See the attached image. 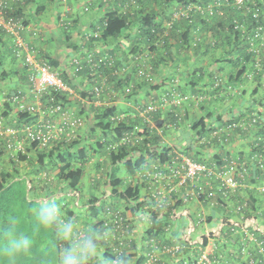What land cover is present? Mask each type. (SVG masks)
<instances>
[{
	"label": "trees",
	"instance_id": "trees-1",
	"mask_svg": "<svg viewBox=\"0 0 264 264\" xmlns=\"http://www.w3.org/2000/svg\"><path fill=\"white\" fill-rule=\"evenodd\" d=\"M46 1L56 2L60 6L61 3L66 4L62 2L63 0ZM116 1H119L120 5L117 9L111 10L105 15L101 23V35L95 38V41L119 39L128 29L135 28L133 31L136 37V45H134L133 49L128 53L129 65H121L119 68V63L114 57L97 55L91 51L88 56L84 55L86 57L83 56L84 58L80 57L77 59L79 62L81 61L79 66L74 63L75 72L77 74H88L93 78V76H100L103 73L108 76V80L111 83H115L114 85L117 90L120 88L126 95H131L134 91L132 90L131 93L127 94V87L132 85L133 89L136 88L135 83L132 82L133 79H135V82H138V84L136 83L137 85L148 86L151 92L159 93L158 101L162 95L167 93L169 94L170 101L173 98L172 95H177L179 99H182L180 105L174 106L171 101L166 109H162L154 114L152 119L156 125L159 123H172L171 125L174 127H180L183 121L187 119V109L189 107L202 106L205 113L209 110V107L207 108V106L210 105L208 98L213 99V101L217 104L219 103L222 107L228 104V108L226 109L227 111L223 113L218 110H216V112L209 110L210 112H207L204 118L198 121V123L195 122L192 128V130L197 133L196 137L204 141L194 147L200 148L203 152L205 149L214 147V150H217V152H222H218L211 160L204 158L201 152L199 154H193L194 151L192 148L188 147H184L180 152L178 148H169L166 146L164 148L162 147V153L158 154L156 152L161 149V147H159L161 137L158 133L153 131V126L151 124L146 123L140 126L139 122H112L110 121V117L116 115L117 112L114 109L103 111L102 113L106 114V116L97 124V131L110 134L112 138L107 139L106 136L104 138H99L95 143L96 148L94 147L95 145H93L92 149L95 151L94 154L108 157L107 160L111 170L108 176L112 187L111 193L119 201L125 202L128 206L126 207V211H130L134 216L137 215L139 211L144 212L145 206L149 208L153 207V200L142 201L141 192L138 187H134L131 184L124 187L123 180L118 177L123 166L132 176L135 175V172L142 169L144 160L140 157L139 161L134 160V155H140L139 153L146 152L149 157L156 154L164 158L162 161L166 163L173 158L175 151H179L188 156L193 162L205 164L213 168L224 166L226 164L225 159L231 160L239 158L247 162L250 159L248 165L249 172L244 180L246 182L244 187L239 189L237 193L229 195L226 200L225 208L221 205H216L211 209L216 210V212L220 210L224 211V215L227 214L229 220L233 218V215L236 219H239L242 215L234 211V203L246 202L247 207L243 210V215L246 218L249 216L255 217L258 219L259 226L264 227V194H262L259 189L260 184L264 182V168L259 166L258 162H255V160H253L255 164L251 163L254 155L264 154V127L261 126V118L264 117V0H139L140 7L137 10L134 8L132 0ZM148 3L152 5H148ZM188 6H194L196 9L200 8V10L192 11L189 20L181 18L172 26H167L173 17L174 10ZM171 7H174V9L166 24L157 25L155 17L159 14V10L167 11ZM14 8L18 16L25 18L22 2L20 3V1L16 0ZM45 9L46 7L43 5L38 8L40 11H45ZM201 20H203V53L205 52L206 55H208V53L220 55V57L218 55L217 58L214 57L216 63L225 61L227 64L234 67V71L225 77L220 72L211 73L206 77L203 74V82L206 83L203 91L196 89V86L192 87L196 81H191L190 83H192V85L190 88L192 92L186 93V91L181 88V81L179 78H172L170 80H164L162 78L159 80L157 76L161 74L160 67L164 64L165 60L178 61L182 49L189 51L192 45L199 46L200 40L194 39V41H187L186 39L191 35V28L198 26V22ZM58 21L66 25V29H71L70 25L72 24L70 21L66 20V23L65 21ZM25 24L28 25L27 21H25ZM0 34L3 36L4 42L7 43L6 50H8V54H10V59L22 63V68L28 78V68L25 66L22 60L23 58H18L13 52L12 39L3 32ZM32 35L36 36L37 34L36 32H32ZM177 35L178 38H176ZM204 35L208 36L206 39H209V42L206 41ZM24 38L35 54H37V57L47 62L56 71L58 66L56 60L43 54L42 51L35 47L27 38L26 34ZM174 43H178L179 45L175 47L173 51L170 49ZM6 56V52H0V65L3 64ZM89 56L93 57V63L91 64H88ZM106 57L114 60V65L112 67L101 66V69L93 68L94 64H97L99 59ZM4 71L5 72H2L0 75L1 81H6L8 79V73L6 70ZM60 78L66 83V79L62 77V75H60ZM248 82L255 84V87H253L255 89L250 98L247 97L246 89H244ZM16 96L22 98L19 95H13L10 99L12 100V98ZM9 97L5 96L6 99H9ZM49 100V96L43 98L45 104H48ZM240 102H244L245 104L243 109L239 106ZM150 103H157L156 98L142 107H146ZM6 105L9 109V101L6 102ZM24 106L25 108L30 107ZM18 116L21 121H24V125L32 124L39 119L38 114L32 115L27 110L20 111ZM55 117L56 116L52 119ZM229 125L234 126V131L230 136L229 142L223 145L219 143L218 138H215L213 135L216 132L225 131ZM20 127L21 125L17 128ZM136 128H140L142 131L141 134L144 136L143 140L138 143L136 141V136L139 134ZM126 136H130L132 140L129 143L122 144L121 142ZM218 136H221V133H219ZM73 141L74 139L68 140L63 138V140H56L49 147H40L38 142H27L30 148L25 144V152L19 151L14 153H11L4 144H0V157L10 155L8 158L9 164L15 166L13 171L8 170V168L2 169V161L0 162V194L7 189V184L11 181L14 174L18 175L20 173L18 169L19 163L28 161L29 153L35 152L36 162H31V159L29 162L32 163L34 167L38 168V166H40L42 169L46 167V161H52L49 165L51 166L52 172L55 173L56 178L53 180V183L51 182L48 185H43L40 191L49 193L48 196L58 197L60 199L65 195L73 199L80 197V201L82 197V185L86 177L85 167L91 161V157L89 156L88 148H82L80 142ZM244 143L247 144L248 151L242 149V144ZM230 152H233V155ZM199 183L200 185L202 184L201 181ZM204 183L205 181L203 180V187L205 186ZM213 183L218 185L216 181H213ZM201 186L198 185V188ZM181 189L186 188H179L177 192L175 191L173 196H171V198H173L172 202L167 200V205L162 208L158 209L156 205H154L156 209L153 211L151 210L149 221H142V223H144L142 224L144 226L142 234L143 238H146L145 241L143 240L144 242H149L151 239H154L157 242L181 244L184 246L178 231L172 224L174 220L173 211L177 209V207L188 203L175 195L176 193L178 194ZM149 197L151 196L149 195ZM218 197L215 198V200H219ZM175 199H177V202L174 204ZM98 201L99 199L96 196L90 197L88 201H83L84 204L82 203L80 205L78 201H76V203L68 201L61 206V209L66 217H76L77 219L79 218L78 215H81L83 212L82 215L85 216V220L82 222L91 224L101 229L103 232L106 231L104 226L106 217L101 218L102 212L97 206ZM196 216V214H191L190 210V216L186 219H189L192 223H196ZM213 219L211 214L207 217L206 224H203V234H206L209 227L217 226L212 224ZM206 226L208 227L206 228ZM167 228L170 229L169 233H171V235L167 234ZM257 236L256 239L258 242L264 241V237L259 232H257ZM203 237L205 242H203L202 246L196 244L194 252H192V248L186 244L188 248L185 246L186 250L184 249L181 254L165 256L164 259L166 263L183 264L188 261V264H198V253L200 251L204 252L205 249L209 247L213 253L210 255V263L206 264H248L242 258H234V254L241 249L243 243H248L243 233L239 232L238 235L235 234L231 228H227L221 232V236L215 237L216 244L211 243L205 235H203ZM137 242L138 240L135 238L134 241L131 242V247L135 248ZM101 247L104 249V259H110L114 256L112 245L108 240L102 241ZM232 247V250H228V248ZM237 247H239L238 250ZM167 257L170 258L169 261L166 260ZM261 259H264V257ZM142 261L143 259L141 256L138 260V264H141ZM170 261L175 263H169ZM129 264H131L130 257Z\"/></svg>",
	"mask_w": 264,
	"mask_h": 264
},
{
	"label": "crops",
	"instance_id": "crops-1",
	"mask_svg": "<svg viewBox=\"0 0 264 264\" xmlns=\"http://www.w3.org/2000/svg\"><path fill=\"white\" fill-rule=\"evenodd\" d=\"M19 1L20 3H23L25 20L32 30L31 32L26 33L27 38L35 45V47L41 50L43 54L56 60L58 65L56 71L66 79V84L72 90L71 94H59L58 100L63 105L64 111L68 114L69 118H80L83 122V125L77 129L76 138H74V141L81 143L80 146L82 148H88L89 156L91 157V161L85 167L86 177L83 181V188L96 192V195L93 196H96L99 199L97 206L102 212L101 218L106 217L105 219L107 220L109 219L107 213L108 209H123L127 207V204L123 201H119L111 193L112 187L108 177L111 170L110 164L107 160L108 157L94 154L95 151L92 149V146L95 145L99 138H104L105 136L107 139L112 138V135L110 134H104L101 131H97V124H99L100 121L103 120L102 118L106 116V114L102 113L103 111L114 109L117 112L116 115H124V121L134 123L139 122L140 126L144 125L146 123L139 117V108L155 98L158 100L159 93L151 92L148 86L137 85L138 82H135V79H133L132 82L135 83L136 88L133 89L134 91L131 95H126L120 88L117 90L114 85L115 83H111L108 80V76L103 73L100 76L95 75L96 77L93 76V78L88 74H77L75 72L74 62L84 55L88 56L90 54L89 52L93 51L97 55L114 57L119 63V68L121 65H129L128 53L133 49L134 45H136V37L133 31L135 28L128 29L119 39L95 41L93 36L86 38L87 35L91 36V34L95 32L100 33L101 23L104 20L105 15L109 11L117 9L120 5L119 1L116 0H63L62 2L66 4L61 3V6L56 2H47L46 0ZM149 4L150 3H148V5ZM42 5L46 7L45 11L38 10ZM151 5L152 4H150V6ZM174 7L169 8L167 11L159 10V14L155 17L156 24L165 25ZM58 20L65 21V23L67 22L66 20L70 21L72 24L70 25L71 29H66V25H63ZM32 32H36L37 35L33 36ZM176 38H178V35ZM204 38L206 39L208 36L204 35ZM194 39L198 41L200 40L199 46L192 45L189 51L182 49L178 61L165 60L164 64L160 67L161 72H159L161 74L157 76L159 77V80L162 78L164 80L179 78L181 81V88L185 90L186 93L192 92L190 88L192 85V83H190L191 81H196L192 87L196 86V89L203 91V88L206 85V83L203 82V74L206 77L211 73L220 72L225 77L234 71V67L227 64L225 61L222 63H216L215 58L218 56L220 57V55L214 53H208V55H206L205 52L203 53V20L198 22V26L191 28V35L186 40L194 41ZM206 41L209 42L210 40L206 39ZM178 45V43H174L170 50L174 51L175 47H178ZM6 46L7 43L4 42L3 36L0 34V52L4 51L7 55L3 64L0 65V75L2 72H5L4 70L8 73V79L6 81L0 80V111H2L0 112V117L4 119L8 126L18 127L19 125H24V121L19 119V105L11 103V96H21L23 104L26 106L36 105L37 100L35 95L31 92V85L24 73L22 63L10 59V54H8ZM95 85H104L105 87V93L99 98L95 97L93 94V88ZM253 87H255V84L252 82H248L244 87L248 98L251 97L252 92L255 89ZM5 96L10 97L9 99H6ZM7 101H9L10 104L9 109L6 105ZM208 101L210 102V105L207 106V108L209 107V110L215 112L218 110L221 113L227 111L228 104L223 105L222 107L219 103L217 104L213 101V99L208 98ZM43 103L45 102L43 101ZM239 106L243 109V107H245L244 102H240ZM45 107L46 105L44 104V110H47ZM209 110H207L206 113H209ZM187 111V119L184 120L178 128L171 125L172 123L151 124L153 126V131L158 133L161 137L159 145L161 149L156 153L161 154L162 147L164 148L166 146L169 148H178L180 151H182L181 149H184V147H188L192 148L194 151L193 154H199L201 152V155L207 160L213 159L214 156L221 151L217 152L213 147L205 149L203 152L200 148L194 147L199 145L200 142L203 143L200 138L196 137L197 133L194 132L192 128L195 122L198 123V121L204 118L206 114L204 112L205 110L203 111L202 106H193L189 107ZM50 119L51 121L60 120L58 116L54 119L49 116L45 118L46 121ZM57 126H59V124H57ZM63 138H65L64 135L58 140H63ZM25 144L26 146H29L28 143ZM94 147L96 148V145ZM28 148H30V146ZM139 154L140 155H134V160L139 161L140 158L144 160L142 169L135 172V175L132 176L123 166L118 177L123 180L124 187H127L130 184L134 187H138L141 192V199L144 200L148 198L150 187V182L145 174L148 172H155L156 168L163 170L164 163L162 160H164V158L159 157L156 154L149 157L146 152ZM8 158L9 156H7V159ZM1 161L2 159H0V162ZM189 187L179 191L177 194L179 199L184 200L185 194L191 189ZM90 197L92 196H89L87 201ZM105 201L107 202L105 203ZM176 202L177 199H175L174 204ZM206 208V213L209 215L211 214L214 218L212 224L217 225L211 228L217 229L218 224L221 222V216H224V211L220 210L219 212H216V210H210L209 207ZM186 209H190L191 214H196V212H200V210L203 209V205H200L194 199L185 205L177 207V209L173 211L176 219L172 221V224L178 232L186 230L190 224L189 220L186 219L184 215ZM143 227L142 224H136L135 229L138 231V242L133 249L135 251L133 255L137 254L138 257L142 256V259H144L143 252L146 251L145 245L141 243L146 240V238H143L142 234ZM211 228L209 227V230ZM106 231H109L110 233L107 240L113 245L116 234L114 230L111 229H107ZM201 233H203V231ZM197 236H195V238ZM228 249L231 250L233 247ZM135 259V257H130V262L136 264L134 261ZM166 260L169 261L170 258L167 257ZM169 263L175 262L170 261Z\"/></svg>",
	"mask_w": 264,
	"mask_h": 264
},
{
	"label": "built area",
	"instance_id": "built-area-1",
	"mask_svg": "<svg viewBox=\"0 0 264 264\" xmlns=\"http://www.w3.org/2000/svg\"><path fill=\"white\" fill-rule=\"evenodd\" d=\"M15 2L16 0H0V33L3 32L12 39L14 54L18 58H23L22 60L28 68V80L31 85V92L35 95L37 104L25 108L22 98L18 96L12 98L13 101H11L19 105L20 111L27 110L32 115L38 114L39 119L32 124H25L17 128L8 126L4 119L0 117V144H4L11 153L19 151L24 152V144L27 142H38L40 147H49L62 137V135L68 140L74 139L77 129L83 125L80 118H69L68 114L64 111L63 105L58 100V95L71 94L72 90L60 78L57 71L47 62L37 57V54H35L29 46V43L25 40L24 35L32 30L29 25L25 24V18L17 15L14 8ZM132 4L136 10L139 9V0H132ZM195 10H200V8L196 9L194 6H188L174 10L173 17L167 26H172L181 18L189 20L191 18L190 13ZM92 36L97 38L100 36V33L95 32L91 34V36L87 35L88 38ZM92 59L93 57L89 56L88 64L93 63ZM80 62L79 60H75L74 63L79 66ZM113 65L114 60L106 57L99 59L97 64H94L93 68L101 69V66L112 67ZM132 90V85L127 87V94L131 93ZM104 93V85L94 86L93 94L95 97L99 98ZM44 96L50 97L48 104L43 103L42 98ZM172 96V104H174V106L180 105L182 99H179L177 95ZM171 101L168 93L162 95L159 101L157 100V103H150L146 107L139 108V117L142 118L145 123L154 124L155 122L152 119L153 115L162 109H166ZM44 104L47 110H44ZM47 116L51 118L58 116L60 120L51 121L50 119L46 121L45 118ZM124 119V115H113L110 117V121L112 122L124 121ZM261 120V126L264 127V117H262ZM57 124H59V126H57ZM136 131H138L139 134L136 136V141L138 143L143 140L144 136L141 134L142 131L140 128H136ZM233 131L234 126L229 125L225 131L216 132L213 136L218 138V142L224 145L229 142ZM219 133H221V136H218ZM131 140L132 138L130 136H126L121 143L126 144L131 142ZM242 145V149L245 151L249 150L247 144L244 143ZM180 152H174L173 158H171L169 162L164 163L163 170L156 168L155 172H148L145 174L150 182V187L148 199L144 200H153L154 203L152 208L145 206L144 212L139 211L135 216L131 214L130 211H126V207L117 210H107L109 219L105 221L104 226L106 230H114L116 234L114 238L115 242L112 245V252L114 254L117 252H124L129 257H135L136 259L134 261L138 264L140 257H138L137 254L133 255L135 251L133 250L134 248L131 247V242L137 238V230L135 229L136 224H144L142 221H149L151 210L153 211L156 208L160 209L167 205V200L172 202L173 198H171V196H173L175 191L177 192L179 188H188L190 186L191 189L185 194L184 201L189 202L195 199L197 203L203 205V209L200 210V212H196V223L189 221L190 224L186 230L178 232L184 246L181 244L157 242L154 239H151L149 242H142V244L145 245L146 251L143 252L144 259L141 264H167L164 257L181 254L186 244L190 246L192 252H194L196 244L202 246L203 242H205L203 235H205L211 243L216 244L215 237L221 236V232L227 228H231L233 232L238 235L239 232L243 233L248 240V243H243L241 249L234 254L235 259L242 258L248 264H264V259H261L264 257V241L258 242L256 239L257 232L264 237V227L259 226L258 219L255 217L249 216L246 218L243 215L242 212L247 207L246 202L234 203V211L242 215L239 219H236L233 215V218L229 220L226 214L221 216V222L218 224L217 229L212 228L207 230L206 234L201 233L203 231V224H206L207 217L209 216V214L206 213V207L211 209L216 205H221L225 208L226 200L229 195L237 193L239 189L244 187L246 183L244 180L249 172L248 165L250 159L248 162L239 158L231 160L225 159L226 164L224 166L213 168L205 164L193 162L188 156ZM231 154L233 155V152ZM253 160L264 168V154L254 155L251 163L255 164ZM203 180L205 181L204 187ZM200 181L202 182V186L200 185L201 187L198 188ZM213 181L218 182V185H215ZM259 189L262 194H264V182L260 184ZM149 195L151 197H149ZM175 195H177V193ZM217 197L219 200H215ZM154 205H156V208H154ZM174 215L175 214H173V219H176ZM184 215L185 218H189L190 210L187 209L184 211ZM207 227L208 226H206V228ZM169 230L170 229L167 228L166 232L171 235ZM195 236L197 237L195 238ZM186 248L188 247L186 246ZM238 249L239 247H237V250ZM199 253L197 255L199 259L198 264L210 263V255L213 251L210 250L209 247L205 249L204 252L200 251ZM183 264H188V261Z\"/></svg>",
	"mask_w": 264,
	"mask_h": 264
},
{
	"label": "clouds",
	"instance_id": "clouds-1",
	"mask_svg": "<svg viewBox=\"0 0 264 264\" xmlns=\"http://www.w3.org/2000/svg\"><path fill=\"white\" fill-rule=\"evenodd\" d=\"M29 211L30 231L24 230L20 216L0 211V264H129L124 252L104 259L101 242L109 238V231L66 217L54 200L41 201ZM41 234L46 241H41Z\"/></svg>",
	"mask_w": 264,
	"mask_h": 264
},
{
	"label": "rangeland",
	"instance_id": "rangeland-1",
	"mask_svg": "<svg viewBox=\"0 0 264 264\" xmlns=\"http://www.w3.org/2000/svg\"><path fill=\"white\" fill-rule=\"evenodd\" d=\"M0 158L2 159L1 162L2 169L8 168V170L10 171H13L15 169V166L13 164H9L10 162L7 161L8 160L7 156ZM30 159L32 160L31 162L33 161L36 162L35 152L29 153L28 161L19 163L18 169L20 173L18 175L14 174L11 181H9L7 184V189L0 194V211L8 209L14 212L15 214H17L18 216H20L22 218L23 227L25 231L31 230V218L29 211L30 207H36L38 206L39 202L44 200H54L61 207L63 204L67 203L68 201L71 203H76V201H78L80 198L79 197L73 199L65 195L60 199L58 197L48 196L49 193H44L40 191V188L43 185L45 184L48 185L51 182L53 183V180L56 179L55 173L52 172L51 166L49 165L50 163H52V161L51 162L49 160L46 161V167L41 169L40 166H38V168L34 167V165H32V163L29 162ZM93 195H96V192L91 191L90 189L87 188H83L81 195L82 197L80 201H78V204L79 205L82 203L84 204L83 201L87 200L85 198H88L89 196H93ZM106 202L107 201H105V203ZM82 214L83 212L81 213V215H78L79 217L78 219L81 221V223L86 224L85 222H82L85 220V216ZM40 239L41 241H46L47 236L41 234ZM45 246L46 244L41 245L38 248V250L43 249V247ZM102 250L104 253L103 248Z\"/></svg>",
	"mask_w": 264,
	"mask_h": 264
}]
</instances>
